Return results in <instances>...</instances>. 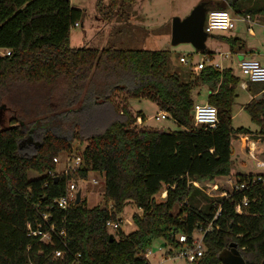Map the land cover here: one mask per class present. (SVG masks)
I'll return each mask as SVG.
<instances>
[{
	"label": "trees",
	"instance_id": "obj_1",
	"mask_svg": "<svg viewBox=\"0 0 264 264\" xmlns=\"http://www.w3.org/2000/svg\"><path fill=\"white\" fill-rule=\"evenodd\" d=\"M125 1L133 0L119 5ZM205 1L207 10L243 7V13L264 14V0L247 7L248 0ZM82 15L69 0H0V99L22 84L45 97L40 115L37 109L13 114L0 127V264H150L144 252L152 238H160L170 252L181 245L178 234L190 243L199 228L205 247L199 264H219L218 251L231 241L245 264H264V181L214 198L193 184L230 173L233 135L264 139V82H247L253 96L243 109L255 130L233 128L231 106L240 77L232 67L206 62L183 79L167 69L166 49L71 46L70 28ZM222 37L231 47L238 44L237 37ZM200 53L210 59L214 51ZM199 84L207 86L206 101L217 108L214 126L193 123L191 92ZM119 91L151 98L180 128L144 125L143 113ZM78 131L87 133L74 153L80 166L55 172L52 157L70 150ZM90 171L104 176L103 204L88 207L80 198L58 207L54 199L64 193L67 180ZM252 175L238 172L236 179ZM162 189L164 198L156 199ZM244 196L247 204L235 212L234 204ZM129 201L141 209L132 215L135 228L113 234L105 221ZM36 229L48 230L49 239L30 232ZM55 249H62L63 257H53Z\"/></svg>",
	"mask_w": 264,
	"mask_h": 264
},
{
	"label": "rangeland",
	"instance_id": "obj_2",
	"mask_svg": "<svg viewBox=\"0 0 264 264\" xmlns=\"http://www.w3.org/2000/svg\"><path fill=\"white\" fill-rule=\"evenodd\" d=\"M73 6L82 8L83 15L78 20V25H72L69 33V44L72 46L90 45L102 47L104 45L115 44L121 47L129 48H159L167 50L166 66L169 71L177 72L183 79L189 77L190 70L196 72L193 64L196 63L201 55L199 51L193 48L189 42H179L172 44L170 42V25L173 16L180 18L184 17L191 8L201 0H133L131 3L125 1L124 5H119V0L115 4H110V0H69ZM263 0H248L243 5L250 6L252 4L261 5ZM214 9V8H211ZM226 10L236 13L230 7ZM260 19V18H259ZM255 22L257 20H254ZM251 22L249 25L254 28L255 36L250 38L246 34V21L236 20L234 29L230 30H215L207 35V47L212 44L213 34L227 35L232 31L238 30L245 36L248 41L252 42L255 50L264 54V25L259 26V23ZM259 22V21H257ZM255 23V24H254ZM261 25V24H260ZM220 50V49H218ZM221 54H224L222 50ZM217 54V53H216ZM184 55L189 62L183 63L179 61V56ZM217 57V56H216ZM236 58V56H235ZM214 59H207V62H212ZM234 72L241 78H245L241 74L238 66L234 64ZM208 93L207 86L199 84L192 89V97L196 103L206 101ZM236 96L231 106V126L236 128L244 126L254 131L256 125L250 120L249 115L243 109V104L248 99L246 89L238 84L235 88ZM252 95V93L250 92ZM120 98H124L128 105L135 110H140L144 115L143 124L153 128H162L165 130L179 129L180 126L169 116L160 119H155L154 115L160 113L156 102L148 97H135L119 91ZM253 96V95H252ZM251 96V97H252ZM45 97L42 96L39 90L33 85L22 84L4 93L0 99V127L6 125L8 118L14 116H26L24 111L33 112L34 109L39 111L45 108ZM29 110V111H28ZM44 112H42L43 114ZM141 120V119H140ZM140 123V122H139ZM138 124V123H137ZM61 131V128L58 129ZM79 132V131H78ZM76 132L74 138L71 139L70 150H60L57 154V161H53L55 172L60 173L66 166L67 156H72L76 150H81L86 142V132ZM262 140L263 138L260 137ZM27 146V145H26ZM232 152H236V157L232 161L233 172L227 176L215 177L212 180L197 182L200 188L207 196L214 198L221 196L223 190L229 191L236 180V170L243 173H255L260 169L256 167L253 160L247 157L244 150L241 148L239 140L231 138ZM30 149L24 148V151ZM259 158L263 156L258 155ZM36 172L28 171V176H35ZM92 178L97 180L96 183L91 181ZM69 180L76 184V191H80V198H85L88 207L95 204H103L102 193L104 187V176L96 172L90 171L85 180H80L78 177H72ZM216 183L217 187H213ZM158 199V193L156 194ZM110 204V202H108ZM141 214L139 209L133 202H127L121 212L117 215L123 217L120 229L123 232H128L135 228L132 215ZM125 219L129 221H125ZM111 231V230H110ZM113 234L116 231H111ZM193 235L199 239L201 234L193 231ZM43 240L47 241L48 236H43ZM162 240L158 237L151 239L147 249L150 250L145 256L150 264H188L183 256L176 255L178 248L171 247L167 244H162ZM205 249V247H204Z\"/></svg>",
	"mask_w": 264,
	"mask_h": 264
},
{
	"label": "built area",
	"instance_id": "obj_3",
	"mask_svg": "<svg viewBox=\"0 0 264 264\" xmlns=\"http://www.w3.org/2000/svg\"><path fill=\"white\" fill-rule=\"evenodd\" d=\"M241 20H244L246 22H250V16L249 14H244L243 16H240ZM235 16L232 14V12L226 10V9H209L205 13V18L203 22V29L204 31L209 34L212 31L215 30H230L235 27ZM74 25H78V22H75ZM6 53L8 54L9 51L6 50ZM227 56V54H225ZM179 61L186 63L189 62L188 58L184 55L179 56ZM207 62V58L205 56L199 57L198 61L193 64V68L198 70L205 66ZM215 67L220 68V65L217 62H210ZM237 66L241 72L242 75L245 76V78L242 79V81L239 82L240 86L242 88L247 87V82H264V63L260 62L257 59L254 58H240L237 62ZM168 113L164 110H161L160 113H157L154 115L155 119H160L165 116H167ZM192 118L193 123L195 125L203 124L206 126H214L218 121L217 116V108L214 104H211L207 101H204L202 103H194L192 107ZM138 119V117H137ZM232 138H235L240 141L242 149L244 150L247 157L253 160V163L256 167H258L260 170L252 173L253 175L245 180H235L234 184L231 186V189L229 191L223 190L220 192L221 196H229V194L235 190H242L244 188H247L249 184L255 182V181H264V157L259 158L258 152L264 153V139H260L253 133H238L233 135ZM258 151V152H257ZM54 161H57L56 155L52 157ZM81 163V157L79 154H73L72 156H67L66 158V166L63 169L62 173L68 172V171H75ZM61 173V172H60ZM80 180H85L86 177H80ZM91 181L93 183H96L97 180L95 178H92ZM193 184L197 185L196 181H193ZM213 187H217L216 183L213 184ZM166 194V190L162 189L158 192L159 198H164ZM75 197H76V184L71 181L67 180L66 187L64 190V193L57 198L54 199V203L61 208H65L70 206L71 204L75 203ZM247 204V198L244 196L239 202H236L234 204V211L240 213L242 211L243 206ZM219 208L214 214V218L218 215ZM42 217L46 219V214H43ZM124 221L123 217L120 215H117L115 218H108L105 221V226L111 230L116 231L118 228H120L122 222ZM125 221H129L125 219ZM210 228V225L208 224L205 228L206 230ZM48 230L53 231L54 227L52 223H49ZM47 231H40L39 229L31 230L30 232L32 234H40L41 239L43 236H48L49 239V232ZM201 236L199 239L195 237L192 233L190 243H188L187 236L184 233H180L177 235L178 241L181 243V245L178 248V251L176 255L183 256L187 262L191 264H199V259L202 256L204 252V243L202 240L203 236V230L199 228L197 230ZM43 240V239H42ZM150 250L146 248L144 252V256L149 253ZM63 250L62 249H55L53 251V257L55 258H61L63 257ZM79 254H76V257ZM219 264H223L221 261Z\"/></svg>",
	"mask_w": 264,
	"mask_h": 264
},
{
	"label": "water",
	"instance_id": "obj_4",
	"mask_svg": "<svg viewBox=\"0 0 264 264\" xmlns=\"http://www.w3.org/2000/svg\"><path fill=\"white\" fill-rule=\"evenodd\" d=\"M206 11V1L201 0L184 17L173 16L170 25V42L172 44L189 42L197 51H203L206 48L205 40L208 35L203 29ZM79 200L80 191L78 190L76 191L75 203ZM108 237L111 240L113 238L112 233H109ZM217 258L223 264H245L244 258L233 241L218 251Z\"/></svg>",
	"mask_w": 264,
	"mask_h": 264
},
{
	"label": "crops",
	"instance_id": "obj_5",
	"mask_svg": "<svg viewBox=\"0 0 264 264\" xmlns=\"http://www.w3.org/2000/svg\"><path fill=\"white\" fill-rule=\"evenodd\" d=\"M242 10H243V7L241 9L237 10L236 13H234V14L232 13L235 16L236 20H238V19L241 20L240 16H243L244 14H249L251 22L252 21L255 22L254 20H257L259 22L256 21L255 23H259L260 27H262V25H264V14H262V13H255V14L243 13ZM241 21H244V20H241ZM247 23H248V25H246V29H247L246 34L250 38H252L255 36V30L253 27H251L249 25L250 22H247ZM212 36L216 39H212V44L209 47H207V43H206L207 38H206L205 45H206L207 49L214 51V54L212 55V59H214V60L212 62H217L220 65V68L225 67V66H230L234 70V67H233L234 64L237 66L238 60L240 58H243V57L254 58V59H257L260 62L264 63V54L259 53V50L254 49V47L252 45L253 39L251 40V42L248 41V39H246L245 36L242 35V33L240 31L235 30V31H232L229 34L225 35V36H233V37L238 38V44L234 45V47H231L224 40V38L222 37L223 35L213 34ZM218 49L222 50L224 54H221V51ZM225 54H227V56H225ZM201 56H204V55L201 54ZM235 56H236V58H235ZM240 81H242L241 78H240L239 82ZM243 89H246L247 93L249 94L248 99L251 98L252 95L248 91L247 87H245ZM139 122H140V117H138V119L136 120V123H139ZM239 143H240V141H239ZM240 146H241V143H240ZM241 148H242V146H241ZM258 154L264 157V153L258 152ZM234 157H236V152H232V155H231L232 160L234 159ZM232 166L230 169V173L234 171L232 169ZM236 171L241 172L240 170H236ZM247 173H249V172H247ZM225 176H227V175H225ZM217 177H223V176H217Z\"/></svg>",
	"mask_w": 264,
	"mask_h": 264
}]
</instances>
